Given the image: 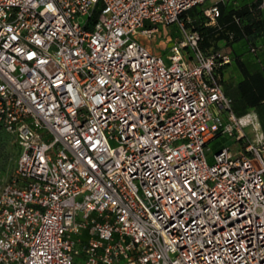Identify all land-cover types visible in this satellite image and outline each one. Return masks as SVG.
Returning a JSON list of instances; mask_svg holds the SVG:
<instances>
[{
  "label": "built area",
  "instance_id": "2783aa9c",
  "mask_svg": "<svg viewBox=\"0 0 264 264\" xmlns=\"http://www.w3.org/2000/svg\"><path fill=\"white\" fill-rule=\"evenodd\" d=\"M207 1L0 0V264H264L260 121L180 18ZM172 24L165 64L137 36Z\"/></svg>",
  "mask_w": 264,
  "mask_h": 264
},
{
  "label": "trees",
  "instance_id": "16d2710c",
  "mask_svg": "<svg viewBox=\"0 0 264 264\" xmlns=\"http://www.w3.org/2000/svg\"><path fill=\"white\" fill-rule=\"evenodd\" d=\"M263 2L264 0H241L237 4L236 1H219L216 4L218 16L214 25H208L209 19L201 5L190 8L180 18L184 21L186 17L189 18L185 26L200 34V47L203 51L224 48L231 56V63L221 71V83L223 85L225 70L233 62L241 73V79L233 90L223 87L224 91L233 101L232 107L236 116L250 111L257 114L264 134V66L255 59L251 60L249 55L244 56L243 51L231 47L235 43H241L253 57L264 51Z\"/></svg>",
  "mask_w": 264,
  "mask_h": 264
},
{
  "label": "rangeland",
  "instance_id": "374dc122",
  "mask_svg": "<svg viewBox=\"0 0 264 264\" xmlns=\"http://www.w3.org/2000/svg\"><path fill=\"white\" fill-rule=\"evenodd\" d=\"M219 1L223 2H234L240 3L241 0H209L203 5H201L202 9L207 7L216 5ZM189 18L186 17V21L188 22ZM85 18L81 19L83 23ZM186 21L182 20V23L185 25ZM208 25H213L208 22ZM181 33L177 25H160L157 28V32L152 34L151 36H141L138 35L137 39L155 55L161 56L162 60L165 64H168V51L172 46L173 41L180 39ZM221 46L222 43H219ZM232 48H235L237 51H243L244 56H250L251 60H257L259 64L264 66V51H260L256 57H253L246 51V46L241 43H235ZM224 51V48H222ZM241 79V73L238 70L236 64L233 62L226 70L223 76V87H227L230 90H233L236 86L237 82ZM247 132L248 129H246ZM236 142L232 141L231 138L221 136L213 139L208 144V155L211 156L218 148L222 146H231L234 147ZM264 155V152L263 154ZM18 158V150L15 142V138L12 134L1 131L0 132V179H7L14 172L16 166V160Z\"/></svg>",
  "mask_w": 264,
  "mask_h": 264
},
{
  "label": "crops",
  "instance_id": "0c3cea01",
  "mask_svg": "<svg viewBox=\"0 0 264 264\" xmlns=\"http://www.w3.org/2000/svg\"><path fill=\"white\" fill-rule=\"evenodd\" d=\"M146 46V45H145Z\"/></svg>",
  "mask_w": 264,
  "mask_h": 264
}]
</instances>
